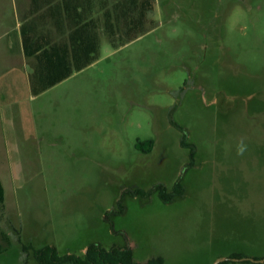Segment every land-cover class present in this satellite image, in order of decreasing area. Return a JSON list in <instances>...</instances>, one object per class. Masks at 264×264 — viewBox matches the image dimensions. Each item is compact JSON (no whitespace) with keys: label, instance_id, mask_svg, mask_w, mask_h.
Wrapping results in <instances>:
<instances>
[{"label":"rangeland","instance_id":"1","mask_svg":"<svg viewBox=\"0 0 264 264\" xmlns=\"http://www.w3.org/2000/svg\"><path fill=\"white\" fill-rule=\"evenodd\" d=\"M150 17L117 47L100 32L97 59L36 97L0 86V264L91 242L264 257V0H153Z\"/></svg>","mask_w":264,"mask_h":264},{"label":"trees","instance_id":"2","mask_svg":"<svg viewBox=\"0 0 264 264\" xmlns=\"http://www.w3.org/2000/svg\"><path fill=\"white\" fill-rule=\"evenodd\" d=\"M70 1L33 0L35 3L33 10L35 9V11L39 10L43 2L47 8L53 9V13L56 8L60 10L61 7L64 18L56 15L55 20L62 24L65 20L67 27H59L62 34H66V36L57 41H52L49 36L42 40L40 38L39 40L33 39L30 34L31 27L22 31L25 49L28 48L25 50V54L35 57V66L30 74L34 94L62 81L74 71L81 70L97 59L100 32H104L111 45L117 47L133 40L153 26L146 24L152 20L150 13L153 0H96L94 9L92 0H80L79 11L71 10ZM54 56L56 60L53 58ZM44 66L47 75H44ZM45 77L48 78V81L43 83ZM153 142L154 140L150 138L138 143L145 145L147 150H150ZM181 142L190 145L184 140ZM192 152L193 149L190 148V155ZM4 196L5 191L0 179V210L4 208ZM162 196L166 199V196L163 194ZM117 205L121 206L120 198ZM33 256L38 264H165L164 258L160 255L151 256L139 262L135 260L132 249L127 245H113L110 248H105L98 242L89 243L81 255L69 252L60 253L56 247L47 244L34 248ZM228 256L241 257L244 254L231 252ZM230 262H232L231 259H225L218 264H229ZM241 262L258 264V262L250 260Z\"/></svg>","mask_w":264,"mask_h":264},{"label":"crops","instance_id":"3","mask_svg":"<svg viewBox=\"0 0 264 264\" xmlns=\"http://www.w3.org/2000/svg\"><path fill=\"white\" fill-rule=\"evenodd\" d=\"M0 2H4L8 9V11L0 12V35H2L0 37V86H6L9 90L14 88V91L20 88L19 90L25 92L27 97H36L49 87L37 94L32 92L30 74L35 66V57L25 54V50L28 48L25 49L22 31L31 27V36L38 40L39 38L42 40L46 36H49L52 41L65 38L66 34H62L59 27H66V21L63 19L64 23L62 24L55 20L56 15L64 18L63 10L61 7L60 10L56 8L53 13V9L47 8L43 2L39 10L35 11V9L33 10L35 6L33 0H0ZM70 4L72 11L80 10V0H71ZM92 6L94 9L96 0H92ZM53 58L56 60L55 56ZM43 71L44 75H47L45 66ZM24 73L27 76L25 80L22 77ZM43 80V83H46L48 78L45 77ZM22 82H27L26 88H23ZM8 104L6 105L8 106Z\"/></svg>","mask_w":264,"mask_h":264},{"label":"water","instance_id":"4","mask_svg":"<svg viewBox=\"0 0 264 264\" xmlns=\"http://www.w3.org/2000/svg\"><path fill=\"white\" fill-rule=\"evenodd\" d=\"M225 259H231L233 261H242V260H250V261H253V262H262V261H264V257L251 258V257H247V256H241V257L226 256V257H219L218 259L215 260L214 264H218L220 261H223Z\"/></svg>","mask_w":264,"mask_h":264},{"label":"flooded vegetation","instance_id":"5","mask_svg":"<svg viewBox=\"0 0 264 264\" xmlns=\"http://www.w3.org/2000/svg\"><path fill=\"white\" fill-rule=\"evenodd\" d=\"M136 145H137V148H139V147H138V146H140L139 143H137ZM162 186H163V185H162ZM163 187H164V186H163ZM164 190H165V189H164Z\"/></svg>","mask_w":264,"mask_h":264}]
</instances>
